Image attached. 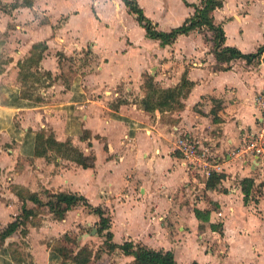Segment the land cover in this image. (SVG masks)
I'll list each match as a JSON object with an SVG mask.
<instances>
[{"label":"crops","instance_id":"obj_1","mask_svg":"<svg viewBox=\"0 0 264 264\" xmlns=\"http://www.w3.org/2000/svg\"><path fill=\"white\" fill-rule=\"evenodd\" d=\"M118 1L116 8L129 13L123 1ZM136 1L157 29L165 32L194 12L183 0L179 17L160 0ZM186 1L198 4L200 0ZM253 5L257 12L251 9ZM17 9L29 10L20 7L12 13ZM2 13L1 17H10ZM253 13L260 17V32L248 27ZM129 14L139 26L140 41L125 30L114 29L99 12L98 18L91 15L97 27L102 24L100 32L81 40L75 15L70 18L76 36L66 39L75 41L71 47H90L95 62L88 69L83 65L65 74L60 53L69 56L75 48L56 49V37L47 40L38 68L51 72L54 80L38 90L41 102L20 97L19 68L14 82L2 79L30 55L34 42L23 41L16 50L20 58L10 61L5 74L4 70L0 73V231L21 213L19 192L36 194L43 202L47 194L76 193L92 206L111 210V242L115 245L130 241L170 250L176 264L191 260L196 264L207 260L264 264V163L234 154L245 132L255 127L254 99L264 87V54L258 64L242 58L221 62L204 28L180 34L162 46L148 38L135 15ZM212 15L224 31V45L242 53L264 45V0H223ZM48 29L52 28L30 35L32 41ZM146 74L163 89L176 87L184 76L192 82L180 98L181 107L145 111L139 100L146 91ZM84 130L90 133L85 139L81 137ZM39 131L52 133L60 142L70 140L85 155L92 153L94 166L83 168L53 151L46 157L35 156L34 135ZM184 134L202 141L216 156L210 176L222 178L215 187L207 186L210 176L204 177L199 165H190L191 159L180 149L178 141ZM25 205L34 211L23 223L27 238L18 234L22 225L4 238L1 264H49L48 238L68 234L77 224L92 228L99 220L81 204L68 210L63 219L52 218L45 205L38 207L29 199ZM41 209L47 213L38 214ZM195 209L205 212L201 218ZM34 217L41 224L34 225ZM15 245L21 257H14ZM205 245L210 247L207 252ZM110 251L118 264H133V256L119 248ZM188 252L200 258L183 262Z\"/></svg>","mask_w":264,"mask_h":264},{"label":"trees","instance_id":"obj_2","mask_svg":"<svg viewBox=\"0 0 264 264\" xmlns=\"http://www.w3.org/2000/svg\"><path fill=\"white\" fill-rule=\"evenodd\" d=\"M122 1L127 7L128 12L134 14L139 25L144 28L146 36L158 40L162 46L171 44L180 34H187L194 29L202 30L204 28L211 34L210 40L212 41L213 46L212 51L215 57L221 62H229L236 58H242L248 63L258 64L262 54H264V45H260L256 51L252 53H242L236 47L224 45V31L221 25L214 23L212 15L215 9L222 7L223 0H200L198 4H189L186 0H183L186 6L194 8L192 16L186 18L181 25L174 27L167 32L157 29V24L144 15L142 8L136 0ZM205 36L208 40L206 34ZM45 48V44H34L30 56L18 64L21 83V98L34 102H41L42 98L40 94L37 93L38 89L49 86L54 80L51 72L39 70L38 68ZM37 51L38 53L35 54ZM34 54L35 56H33ZM148 78L150 79V82L148 81V84L145 86L146 96L142 99L141 104L142 108L149 112L155 109L163 111L180 108L182 104L180 98L184 97L192 86V82L188 81L185 76L176 87L166 89L155 87L151 82L152 77ZM89 136L90 133L88 131L84 130L82 132L81 137L83 139L88 138ZM49 151H53L54 154L69 159L83 168L94 166L95 156L92 153L85 155L81 150L74 146L70 140L60 142L54 138L52 133H46L45 131L36 132L34 135V155L46 157ZM220 178H222L221 175H211L207 180V186L215 187ZM243 192L245 198H247L249 194V184H246L245 186L243 185ZM18 195L23 201L22 210L12 222L0 231L1 252L5 251L1 243L2 240L7 236H10L20 227V225H23L25 219L34 214V211L27 208L25 205V200L29 199L38 207L45 205L49 212H51L57 219H63L65 213L73 206L78 204L83 205L90 213H94L99 217L96 226L97 234L103 235L106 241L104 243L108 244V248L110 250L119 248L123 254L133 256V264H176L174 255L170 250H156L138 243L133 244L130 241H125L120 245L113 244L111 242L112 232L110 231L109 218L107 216L108 211L100 206H92L82 195L76 193L56 192L47 194V199L44 202L41 201L36 194L19 192ZM194 212L196 216L200 218L202 217V214L205 213L197 209H195ZM210 227L214 229L216 226L210 225ZM67 237V234L63 235V238L67 239ZM65 250L66 249L57 244L53 248V251L51 252L52 254L50 253V257L54 258V253L62 254L64 252L63 260H70L74 264L89 263L90 253L86 247L80 248L75 254L72 250ZM69 255L73 256L70 258Z\"/></svg>","mask_w":264,"mask_h":264},{"label":"rangeland","instance_id":"obj_3","mask_svg":"<svg viewBox=\"0 0 264 264\" xmlns=\"http://www.w3.org/2000/svg\"><path fill=\"white\" fill-rule=\"evenodd\" d=\"M148 1L150 0L147 1L139 0V2H147V3ZM160 1L161 3L165 4V6L169 8L170 12L174 13L177 17L183 14V9L181 7V4L183 3L182 0H160ZM115 4L117 7L120 5L118 0H11V1L3 0L1 1L0 13H2L1 11H3L2 13L3 15L4 12L10 13L9 14L10 17L4 18V16L2 17L0 16V47H1L0 73L4 70L3 74H5L6 68L8 67L9 69L11 66L10 61L12 60L11 62L15 63L20 58L19 57L20 54L16 50L17 48H19L18 46L22 44L23 41H24L23 43L25 44L34 42L33 45L36 43L37 44L41 43V44H45L46 46L48 43L47 40L55 37L56 38L54 40V43L56 45V49H61V48L63 49L65 46L67 48H75V50L73 49L74 51L69 56H64L63 54L60 53L61 59L64 57L61 61L66 70L65 74L69 75V73L74 72L73 70H77L78 68L80 70V68H83V65H85V68L88 69L92 65V63L95 62V57L90 52V47L87 46L86 48L83 47L79 49L77 47H71V43L72 42L75 43V41H73L72 39H66L71 37L75 38L74 36H76L73 35L74 34L73 21H70L71 20L70 18L73 15H75L74 23L76 24L78 23V27L80 31L79 37L81 36L80 37L81 40L92 37L94 31L100 32V26L102 24H100V26L97 27L96 21L94 20L93 17V16L97 17V12H99L103 20L106 23L110 24V26H112L114 29L127 31L128 35L135 41L142 40V35L139 30V26L134 24L135 20L132 17V15L127 13L123 7H121V9H117ZM20 7H27L29 8V10L17 9L12 13V10ZM251 9H253L255 12L258 11V7L255 5H253ZM91 13L93 16L91 15ZM252 15H254L255 18L252 24L250 23L248 27L254 28L260 32V26H259L260 17L258 16L257 18L255 13H253ZM46 25L52 28L51 31H49L48 29L46 32H42L40 36L37 37L40 38L39 40L32 41V37L30 35L32 34L38 35V32H41L40 29L43 30L44 27L48 28V26L46 27ZM105 36L106 35L103 34L102 37ZM252 39L253 40L255 39L254 35ZM37 53L38 51L35 52V54ZM35 54L33 56H35ZM19 63L20 61L18 62V64ZM18 64L14 66L13 70L9 71L10 73L9 75H7L6 77L4 76L2 78L3 81H7V82L15 81L14 77L16 75V72H18L17 71L19 68ZM148 77L149 75L145 76L144 80L146 81H144L143 86H146L148 84L147 82L150 80ZM64 78H66L65 75ZM152 84H154L155 87L160 88L159 85L153 81V78H152ZM123 92L127 93L124 91V89ZM145 92H144V97L146 96ZM142 99L139 100V104H141ZM124 101H126V99H122V102ZM85 210L87 211L88 209L85 208ZM37 213L42 215L47 212H45L44 209H41L40 211H37ZM110 213L111 210L108 209L107 216L109 218V226H111ZM38 218L33 221L34 225L40 223L38 221L39 220ZM52 218L57 219L53 214H52ZM96 224H94L92 228H96L97 226ZM92 228L91 225L77 224L73 229H70L68 234L66 233L68 236L67 239L63 238V235L65 234H62L61 236L55 238L54 237L48 238L50 240L47 241L46 246L49 251V258H48L49 264H74L70 260H63L64 252L62 254H56L53 252L55 254L54 258L50 257V253L53 251V248L57 244H59L60 246H62V248L66 250H72L74 254L80 248L86 247L90 253L88 264H118L117 260L114 258V255L112 254L113 251H110V249L107 246L108 244L104 243L106 241L103 235H98L95 233L91 234ZM18 234H20L21 237L24 239L27 238L26 237L27 229L25 227V224L22 225ZM29 238L32 239V237ZM208 248H210L208 247V245L204 246V250L206 252L209 251ZM13 250H14V257L22 256V252L19 251L16 245L14 246ZM69 256L71 258L73 255H69ZM193 256H196V254L191 252H188L187 255L183 254L182 256L183 262L187 261L188 259H190V257ZM196 257L198 259L200 258V256H196ZM195 263L196 262L194 260H191L187 264H195ZM214 263L216 262L210 260L204 261V264H214Z\"/></svg>","mask_w":264,"mask_h":264},{"label":"built area","instance_id":"obj_4","mask_svg":"<svg viewBox=\"0 0 264 264\" xmlns=\"http://www.w3.org/2000/svg\"><path fill=\"white\" fill-rule=\"evenodd\" d=\"M254 104L257 109L255 127L245 132L234 154L243 160L264 163V87L256 94ZM178 143L183 153L191 159L190 165L193 167L199 165L203 176L209 177L216 159L210 148L187 134L181 135Z\"/></svg>","mask_w":264,"mask_h":264},{"label":"water","instance_id":"obj_5","mask_svg":"<svg viewBox=\"0 0 264 264\" xmlns=\"http://www.w3.org/2000/svg\"><path fill=\"white\" fill-rule=\"evenodd\" d=\"M96 232H97V230L94 228V229H92L91 234H94V233L97 234Z\"/></svg>","mask_w":264,"mask_h":264}]
</instances>
